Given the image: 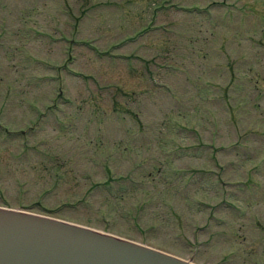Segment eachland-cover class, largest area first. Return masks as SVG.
I'll return each instance as SVG.
<instances>
[{"label": "rangeland", "instance_id": "374dc122", "mask_svg": "<svg viewBox=\"0 0 264 264\" xmlns=\"http://www.w3.org/2000/svg\"><path fill=\"white\" fill-rule=\"evenodd\" d=\"M0 206L264 264V0H0Z\"/></svg>", "mask_w": 264, "mask_h": 264}, {"label": "water", "instance_id": "95a60500", "mask_svg": "<svg viewBox=\"0 0 264 264\" xmlns=\"http://www.w3.org/2000/svg\"><path fill=\"white\" fill-rule=\"evenodd\" d=\"M0 264H194L86 226L0 206Z\"/></svg>", "mask_w": 264, "mask_h": 264}]
</instances>
